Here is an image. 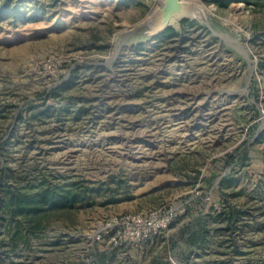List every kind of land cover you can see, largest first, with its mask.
<instances>
[{
    "label": "rangeland",
    "instance_id": "rangeland-1",
    "mask_svg": "<svg viewBox=\"0 0 264 264\" xmlns=\"http://www.w3.org/2000/svg\"><path fill=\"white\" fill-rule=\"evenodd\" d=\"M189 1L206 9L157 35L141 25L158 0H26L0 18V184L82 193L35 233L1 203L0 264H264V5ZM180 204L147 243L88 238Z\"/></svg>",
    "mask_w": 264,
    "mask_h": 264
},
{
    "label": "trees",
    "instance_id": "trees-1",
    "mask_svg": "<svg viewBox=\"0 0 264 264\" xmlns=\"http://www.w3.org/2000/svg\"><path fill=\"white\" fill-rule=\"evenodd\" d=\"M26 0H0V18L3 16L17 17L24 14L23 2ZM219 6H227L230 2L244 1L249 3H261L264 0H214ZM34 3V2H33ZM33 5V4H32ZM42 9V8H41ZM43 11V10H42ZM38 10L33 11L36 15ZM172 28H166L164 32H171ZM174 33V32H173ZM72 186V185H71ZM68 185L42 187L35 192L22 191L16 188L3 187L0 184V192L5 210L8 213V224L16 228L15 233H21L23 227L27 232L35 233L42 228L43 219L53 211L70 208L81 201L82 193L77 188L71 190ZM229 221L235 219L232 210Z\"/></svg>",
    "mask_w": 264,
    "mask_h": 264
},
{
    "label": "built area",
    "instance_id": "built-area-1",
    "mask_svg": "<svg viewBox=\"0 0 264 264\" xmlns=\"http://www.w3.org/2000/svg\"><path fill=\"white\" fill-rule=\"evenodd\" d=\"M183 211L180 204L160 206L149 211L111 214L94 226L88 238L92 243L106 242L115 247L130 242L147 243L158 233L167 230ZM171 262L176 264L172 259Z\"/></svg>",
    "mask_w": 264,
    "mask_h": 264
},
{
    "label": "water",
    "instance_id": "water-1",
    "mask_svg": "<svg viewBox=\"0 0 264 264\" xmlns=\"http://www.w3.org/2000/svg\"><path fill=\"white\" fill-rule=\"evenodd\" d=\"M197 9L205 10L206 7L189 0H158L157 6L150 11L147 22H143L141 26H149L147 34L157 35L167 27L177 26L183 18L193 17Z\"/></svg>",
    "mask_w": 264,
    "mask_h": 264
}]
</instances>
